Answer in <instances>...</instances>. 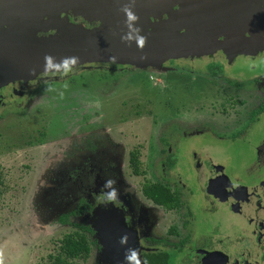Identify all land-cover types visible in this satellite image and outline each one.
<instances>
[{
	"label": "rangeland",
	"instance_id": "rangeland-1",
	"mask_svg": "<svg viewBox=\"0 0 264 264\" xmlns=\"http://www.w3.org/2000/svg\"><path fill=\"white\" fill-rule=\"evenodd\" d=\"M132 1L123 0L131 7V10L142 3L141 0ZM156 1L152 0V4L154 5ZM243 1L247 3L245 5L247 12L250 10L247 15L250 16L254 4L252 0ZM223 2L224 0H194L191 5L198 10L209 4L211 8L208 12L213 13L221 8L220 3ZM78 11L75 15H78ZM200 14H203L202 10H199V17ZM214 19L215 17L211 20ZM211 20L206 24V27L202 28L203 34L214 33V31H208L214 30L217 26L215 21ZM234 21L232 20L231 23L233 24ZM242 21L243 19L239 20L240 27L247 31L251 25H242ZM226 26H229V23ZM200 37L201 35L194 36L196 39ZM251 41L252 37L249 39L251 46L249 56L252 53L257 56L256 58L236 63L231 61L232 65L226 63L227 65L223 66L225 74L229 75L227 77L234 78L239 83L243 82L242 77L244 79L251 78L250 81L246 80L244 84L233 87L225 84V79L210 77L206 73L210 69H218L216 74L221 73L219 70L222 65L217 60L207 61V67L203 61L196 64L195 67L188 60L182 63L176 62V69L173 70L168 69L167 71L154 67L138 71L140 70L138 68L124 70L134 67L136 63L134 61L126 62L124 58H119L116 55V61L120 65L119 69L111 71L107 66V70H105L110 75L109 77L115 78L116 81H100L99 83L105 84V86L104 88L97 87L99 95L94 97L95 116L98 113L108 116L114 112L108 117L112 124L104 123L110 129L109 131L101 129L99 130L101 132L87 134L75 142H60L56 145L51 144L48 148L46 146L37 147L35 151H29L30 153L27 151L26 153L17 152L14 150L15 144L13 143L15 136L13 122L18 115L11 111H0V114L3 113L2 118L0 117V264H54L53 258L60 254L61 239L69 234L83 232L89 246L86 258H68L65 260V264H109L99 237L91 228L93 211L88 215L78 213L70 218L71 222L80 223L84 227L90 228V231H85L70 225L59 224L57 217L62 214V211L49 208L47 199L49 193L43 190L47 178L43 177L39 171L42 168H47V163L50 160L52 164L49 166L53 165L51 170H63L69 167L80 170L78 176L71 179L72 184H77L81 179L82 182H86L87 179L91 180L92 174L87 172L90 166L100 167L106 174L108 173V177L113 174L114 180L118 179L122 186H127L135 192L139 191L143 185L168 181L166 184L170 190H175L178 193L179 203L175 208L158 210L156 207H152L157 211L145 212L143 209L146 206L143 207L142 203H139L138 209L132 210L135 213L130 214V219L132 218L134 223L137 222L142 235L155 236L167 244H171L177 243L179 238H182L191 229L196 238H205L204 234L211 233L222 239L226 236L232 238L236 234L235 229L240 226L242 230H245V235L249 237L252 234L251 224H247L241 218L227 217L219 212V208L208 209L205 198L203 199L199 194L194 195L190 203V196L186 198L184 193L194 192L195 188L199 186L197 179L192 178V172L189 170L196 158L206 159L212 161L216 166H221L220 171L222 169L223 171L220 173L233 182L243 181L247 170L254 166L252 163L256 158L253 156L256 153L253 150H257L258 145L240 143L238 140L230 144H218L219 142H215L217 139H214L212 135L205 134L206 137H198L205 132H211L222 139L228 138L232 134L237 135L240 126L247 122L249 113L246 109L255 105L257 96H260L261 90L264 89V55H260ZM216 50L203 46L196 48L191 44L188 45V48L182 47L176 51H181V55L192 58L202 57L199 59L201 61L205 59L206 55L217 58ZM246 50L243 53L249 52L248 49ZM94 52L97 53V56L101 55L97 50ZM122 54L133 60L132 56L127 53L123 52ZM170 55H172L171 52L166 51L165 56L169 57ZM102 57L107 59L111 57V54L104 55L102 53ZM134 59L138 61V64L141 61L139 57ZM189 65L190 68L187 67ZM84 68L83 71L92 70L91 67ZM113 72H119L122 76L116 77V75H112ZM96 73L104 72H92V74ZM255 75L257 76L255 77ZM256 79L258 81L253 83ZM102 89L103 91H101ZM240 94H243L244 99L238 102L236 100ZM91 111L93 112V110ZM62 114L64 116L62 120L66 121L63 123L69 126L67 122H70L71 126H74L67 130L69 133L65 136L76 134L75 127L78 122L93 119L89 114L87 117L75 119L81 115L79 110H69ZM23 115L21 113L20 116L23 117ZM112 115L114 118L111 119ZM262 117L257 130L251 129V127L245 128L240 137L264 136V115ZM171 127L179 132V136L172 137L174 133H171ZM87 130L96 131L93 128ZM112 130L117 132V140L108 135ZM196 131L201 133H195ZM118 142H121L117 144L121 152L116 147L117 145L114 146ZM62 145L70 147L71 150L61 151ZM73 147L75 149H72ZM87 154L94 156V159H88ZM119 154H121L120 157H118ZM133 165L136 168V174L132 173ZM204 165L206 166L207 163ZM252 169L254 170L253 167ZM107 180L105 179V181ZM105 181L100 183V192L93 210L100 209L106 203L113 205L118 202L113 197L109 198V194L105 191L107 188ZM247 183L252 182L247 181ZM82 188L81 192L77 193V197L88 195L84 185ZM66 193V200L69 202L66 209L68 212L75 207L77 197L71 195L70 189ZM127 193L124 192L122 196L128 197L129 203L133 206L135 201ZM185 201L189 202L188 209L195 219L194 226L191 221L192 217L190 220L188 219L189 213L186 204H184ZM146 202L151 207L150 203ZM126 205L129 206L128 202ZM143 217L147 218L146 221L142 220ZM143 223L147 224V226L145 225L146 229L151 228L150 233H146ZM168 229H176L177 232L174 234L166 232ZM183 247H179V245L176 249L169 247L167 264H192L189 258L193 250L187 251ZM248 247L247 243L245 248ZM257 252L258 250L254 252V256L261 264H264V254L261 257L259 255L261 251Z\"/></svg>",
	"mask_w": 264,
	"mask_h": 264
},
{
	"label": "flooded vegetation",
	"instance_id": "flooded-vegetation-1",
	"mask_svg": "<svg viewBox=\"0 0 264 264\" xmlns=\"http://www.w3.org/2000/svg\"><path fill=\"white\" fill-rule=\"evenodd\" d=\"M141 1V5L132 9V12L138 17L136 21L131 22L132 28H129L125 23L126 16L121 10L126 5L123 0H78L80 4L78 15L67 13V18L72 24L82 25V30H94V37H89L90 39L93 38L94 44L97 43L95 40V30L98 31L99 36L102 27H104V29H111L112 42L108 41V44H110L108 48L114 49V51L118 53H127L129 56H132L133 60L129 57H123L124 60L126 62L134 61L136 63L134 67L124 70L138 68L140 69L138 71H141L142 69H153L156 67L168 71V69H176V62L182 63L188 60L190 64L192 63L191 65L195 67L196 64L203 61L205 67H207V61L217 60L222 65L219 70L221 73L216 74L218 69H210L206 71L210 77H221L225 79V84L231 85L232 87L244 84L246 80H251V78L244 79L242 77L243 82L239 83L235 81L234 78L227 77L229 75L224 72L223 66L227 64L232 65L231 61L236 63L241 60H253L257 57L252 53L251 56H249V48H251L249 44V39L251 37L249 31L251 28L247 29V31L241 29L238 25L240 23L239 20H236L238 16L233 8L228 7L225 9L223 7L218 9L217 12H213L214 14H210L212 18L215 17L213 21H215L217 26L214 30H208L214 31V33L203 34L202 28L206 27V25L197 24L195 21L197 8L191 5L194 0H157L154 5L152 4V0ZM209 8H211V6L209 4L207 6L206 4L201 10L203 13H207ZM193 14L195 15L192 16ZM63 16L64 13H61V17ZM197 16L200 18L199 12ZM232 20H235V25L231 23ZM223 23H226V25L229 23V26L223 25ZM137 28L139 29V33L135 31ZM194 30H198L202 33L199 39L194 38L195 35H192L195 34ZM55 31L56 30H54V32ZM88 35L92 34L88 33ZM137 35L146 37V43L142 49L137 46ZM128 36H131V39H127ZM122 37L124 39H122ZM252 42H254V39H252L251 43ZM191 44L195 45L196 48H202L203 46L204 48L217 49V58L206 55L204 60L199 61L202 57L192 58L190 56L181 55V51H176L182 47L188 48V45L190 46ZM244 48L248 49L249 52L246 54L243 53L247 51ZM166 51L171 52L172 55L166 57ZM138 57L141 60L139 64L138 61L134 59ZM171 61L173 62L172 64ZM87 65V67L92 68L91 71H83V64H79V66L74 65L72 71L67 75L63 74L64 68L60 66V72L57 71V74L39 73L24 75L23 77L19 75V77L8 82L0 78V111H11L18 115V117L15 118V122H13L15 124V136L13 137V143L15 144L14 150L26 153V151H35L37 147L46 146L48 148L51 144L56 145L60 142H75L77 139L87 134L101 132L99 131L101 129L109 131V126L104 123L109 122L108 117L114 112L108 114V116L103 113H98V115L95 116L94 110H96V102L94 97L99 95V89L97 90L96 88H104L105 86V84L99 83L100 81H116L115 78L109 77L110 75L105 71L107 70V66H109L108 69L114 71V69H119L120 65L119 62L115 60H109L108 62H104V60H95L92 64ZM187 67L190 68V65ZM92 72L104 73L92 74ZM112 75H116V77L119 78L122 76L119 72H113ZM256 76L257 75H255V77ZM255 81H258V79L254 80L253 83ZM49 88H51V90H49ZM101 91H103V89ZM261 91V95L257 96L255 105L246 109L249 113L247 116L248 120L240 126L237 135L232 134L230 137L222 139L211 132H205L201 136H198L201 132H195L198 133L196 134L198 137H206L205 134L209 136L212 135L217 141L211 139L209 136H207V138L219 142L218 144H230L238 140L240 143L244 142L258 145V149L253 150V152L256 153L255 156H253L256 158L253 159L255 163H252V165L254 164V166H252L254 170L251 167V169L247 170V174L244 176L243 181L236 180L233 182V180H229L224 174L220 173L223 171V169L220 171L221 166H216L212 161L210 162L206 159L199 160L196 158L190 165L189 170L192 172V178H194V180L197 179L199 186L195 188L194 192L188 191L184 193L186 198L190 196V203L194 195L199 194L203 199L205 198V204L208 206V209L219 208V212L227 217L230 216L232 218L243 219L247 224L252 225L251 231L253 235L250 234V236L247 237L245 235V230H242L240 226L235 229L236 234L234 237L232 236V238L226 236V238L222 239L221 237H216V234L212 233L204 234L205 238H196L191 229L190 232L182 236V238H179L177 243L171 244H167L165 241L155 236H148V234L142 235L141 230H139L140 227L137 226V222L134 223V220L132 218V220L130 219V214L135 213L132 210L138 209L139 203H142L143 207L144 205L146 206V208L143 209L145 212L150 210L156 212L157 210H154L152 207H156L158 210H162L163 208H175L179 203L178 193L175 190H170L169 186L166 184L168 181L159 184L167 187L172 199L167 202V205L157 204L143 193V187L151 184L143 185L139 191L136 190L135 192V190L129 189L127 186H122L118 179L115 178L114 180L113 174H110V177H108V173L106 174L100 167L94 166H90V169L87 170V172L92 174L91 180L87 179L86 182H82L81 179L80 181L78 180L77 184H72L71 179L78 176L80 170L71 167L63 170H51L50 168L53 166H49V164H52L51 160L47 163V168H42L39 171L43 177L47 178L43 190L49 193L47 198L49 208L62 211V214L58 215L57 221L59 222V219L65 218L66 222H59V224L83 229L84 226L82 224L71 222L70 218L78 213L87 215L92 213L100 192V183L105 181V179H111L115 181L112 187L118 192V196L113 198L117 199L118 202H115L113 205L106 203L101 206L100 209L105 210L110 207H117L122 211L125 225L134 232L137 238L138 245L140 246V258L143 264L149 263L148 261L150 260L149 258H151L150 255L152 252L158 253L161 257H164L167 264L169 247H174L176 249L177 245H179V247L184 246L183 248L187 251L189 249V251L193 250L189 258L192 264H261L254 256V252L256 250H258L257 253L261 251L259 254L261 257L264 254V136L240 137V134L245 128L251 127V129L257 130L261 123L260 120H262V115H264V89ZM238 96V98L235 96L238 99L236 101L240 102L244 99L242 97L243 94ZM69 110H79V112H81V115L77 116L75 119L87 117L88 114L93 119L81 121L80 123L78 122L75 127L76 134L65 136L69 133L67 130L70 129V127H74L71 126L72 123L70 122H67L69 126H66L63 123L66 121L62 120L64 117L62 112H67ZM91 110H93V112ZM21 113L24 114L23 117L20 116ZM2 114H0L1 118ZM112 118H114L113 115L111 119ZM110 124L112 123L109 122V125ZM90 128L96 129V131H86V129ZM171 130V133H174L172 137L179 136V132L174 130V127H171ZM108 135L112 139H118L115 130L110 131ZM120 143L121 142H118L114 144V146ZM116 147H118L121 152L119 145ZM72 149L75 148L73 147ZM60 150L67 151L71 149L68 146L62 145ZM86 156L90 160L94 159V156L90 154ZM120 156L121 154L118 155V157ZM204 163H207V165L205 166ZM260 167H262V169H260ZM132 173L136 174L134 165ZM254 174L258 175L253 176ZM101 178L103 179L100 180ZM247 181L252 183H247ZM155 183L157 182L152 184ZM203 184L205 189L203 188ZM82 185H84L88 195L77 197V193H80L83 189ZM69 189L73 193H71V195L77 198L73 210L67 212L66 209L69 202L66 200V191ZM105 191L109 194L110 188L107 187ZM126 191L131 195L130 198H133L135 201L133 206L129 203L128 197L122 196L124 192L127 193ZM144 200L148 201L151 207H149V204L147 202L145 203ZM126 202H128L129 206L126 205ZM189 202H184L187 209ZM98 209L99 208L96 210ZM188 213V219L190 220L192 215L189 209ZM146 219L145 217L142 218L143 221H146ZM191 221L194 226L195 219L193 217ZM145 225L147 226V224H144V226ZM146 226V233H150L151 228L146 229ZM166 232H172L174 234L177 230L168 229ZM192 239L194 240L192 245H190ZM148 241L151 243L156 242V244L150 246L148 245ZM232 241H234V243H232ZM247 243L249 247L245 248ZM108 260L109 264H117L114 258Z\"/></svg>",
	"mask_w": 264,
	"mask_h": 264
},
{
	"label": "water",
	"instance_id": "water-1",
	"mask_svg": "<svg viewBox=\"0 0 264 264\" xmlns=\"http://www.w3.org/2000/svg\"><path fill=\"white\" fill-rule=\"evenodd\" d=\"M252 2L254 9L250 16L247 15L250 11L247 12V3L243 0H224L220 6L233 8L238 16L236 20L243 19L242 25H251L249 33L254 39L253 46L260 55H264V0ZM79 7L78 0H0V78L8 82L19 75L57 74L60 68L56 65L65 57H78L75 65L83 64L82 67L95 60L116 61V55L126 57L108 48V41L112 42L111 29L102 27L99 36L95 30L97 43L94 44L93 38H89L94 37V30H82V25L72 24L68 20L67 13L75 15ZM61 13H64L63 17ZM210 14L214 13L200 14V18L196 15L195 21L206 25L212 19ZM194 32V35L202 34L200 31ZM96 50L100 56L94 52ZM102 53H110L111 57L105 59ZM46 55L53 58L47 68ZM91 222L106 258H114L117 264H143L137 238L125 225L119 208L93 210Z\"/></svg>",
	"mask_w": 264,
	"mask_h": 264
},
{
	"label": "trees",
	"instance_id": "trees-1",
	"mask_svg": "<svg viewBox=\"0 0 264 264\" xmlns=\"http://www.w3.org/2000/svg\"><path fill=\"white\" fill-rule=\"evenodd\" d=\"M135 171V170H134ZM143 193L150 198L154 203L166 204L172 199L171 194L168 192L166 186L155 183L149 186L143 187ZM60 223H65V218L59 219ZM85 231H89V227H83ZM148 245L154 246L156 242L151 243L148 241ZM151 243V244H150ZM89 252V246L86 242V237L83 233H73L65 236L61 239L60 254L53 258L54 264H65V260L68 258H86ZM151 258L148 264H166L165 258L161 257L158 253L152 252Z\"/></svg>",
	"mask_w": 264,
	"mask_h": 264
},
{
	"label": "clouds",
	"instance_id": "clouds-1",
	"mask_svg": "<svg viewBox=\"0 0 264 264\" xmlns=\"http://www.w3.org/2000/svg\"><path fill=\"white\" fill-rule=\"evenodd\" d=\"M121 10L125 13V16H126L125 23L128 25L129 28H132L131 22L136 21L138 17L135 15V13L132 12L131 7L127 4ZM135 31L139 33L138 28L135 29ZM122 39L124 38L122 37ZM127 39H131V36H128ZM136 43H137V46L142 49L146 43V37L137 35ZM52 60L53 58L51 56H47V55L45 56L46 68L48 67V65L50 64ZM77 61H78V57H65V58H62V60L59 61L56 66L57 67L63 66L64 68L63 74L67 75L69 72L72 71L73 66L77 63ZM49 90H51V88H49ZM114 184H115L114 180L109 179L105 181V187L110 188V193H109L110 199L112 197L118 196L117 190L114 187H112ZM134 256H135V253L133 252V257Z\"/></svg>",
	"mask_w": 264,
	"mask_h": 264
}]
</instances>
